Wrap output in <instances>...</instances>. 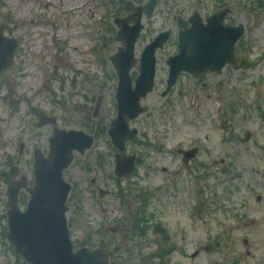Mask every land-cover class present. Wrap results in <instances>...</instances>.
<instances>
[{
  "label": "rangeland",
  "instance_id": "374dc122",
  "mask_svg": "<svg viewBox=\"0 0 264 264\" xmlns=\"http://www.w3.org/2000/svg\"><path fill=\"white\" fill-rule=\"evenodd\" d=\"M122 1L0 0V26L18 43L0 78V264H26L4 238L6 173L14 167L13 180L31 183L32 152L45 154L51 136V127H35L40 115L94 139L64 172L73 186L66 218L74 246L107 245L115 230L109 219L121 207L134 211L137 199L129 195L148 190L154 225L167 234L149 235L146 250H127L121 240L119 249L108 245L110 264H264V0H157L135 57L159 32L172 35L156 54L155 86L141 100L146 112L129 122L137 136L123 154L139 163L127 179L114 176L116 150L106 134L117 82L108 58L119 45L110 27L126 15ZM223 6L231 9L224 23L244 27L235 49L244 65L182 74L161 97L166 59L177 53L176 17ZM194 148L195 158L181 164L177 150Z\"/></svg>",
  "mask_w": 264,
  "mask_h": 264
},
{
  "label": "water",
  "instance_id": "95a60500",
  "mask_svg": "<svg viewBox=\"0 0 264 264\" xmlns=\"http://www.w3.org/2000/svg\"><path fill=\"white\" fill-rule=\"evenodd\" d=\"M155 0L138 8L133 16L124 20H115L119 27L116 40L121 43L117 51L109 60L117 77L116 107L117 116L110 125L108 135L113 145L122 151L126 141H130L137 134L136 129H128V121L136 119L146 111L141 108L139 101L143 99L154 86L155 50L161 49L168 33L159 34L147 45L140 56L139 75L131 84L129 71L134 59L135 43L139 37L142 25L141 12L151 15ZM129 5V4H126ZM227 10L213 14L206 18L203 26L197 13L188 19L191 25L185 28V23L178 20V49L179 53L167 60L169 75L166 80V95L174 85L181 72L190 75H201L205 72L218 73L228 63L238 65L234 59L233 47L243 34L242 26L228 28L222 26V20ZM132 21V26L127 23ZM0 27V73L12 63L16 43L2 36ZM46 118H40L38 126L45 124ZM53 123V121H51ZM92 137L81 131L54 130L49 140V154L44 158L35 151L33 164V187L26 191L29 200L24 212L17 207L19 190L25 186L24 182H10L7 187V232L6 240L14 248V252L21 256L28 264H108V254L104 250L88 251L81 248L73 251L69 239L65 205L70 186L63 178V170L72 160V152L80 154L92 144ZM195 150L183 152L185 163L193 157ZM126 163V165H124ZM134 157H120L116 155L115 173L118 176H128L133 170ZM125 167V168H124ZM124 168V169H123Z\"/></svg>",
  "mask_w": 264,
  "mask_h": 264
},
{
  "label": "flooded vegetation",
  "instance_id": "af4514ba",
  "mask_svg": "<svg viewBox=\"0 0 264 264\" xmlns=\"http://www.w3.org/2000/svg\"><path fill=\"white\" fill-rule=\"evenodd\" d=\"M137 162V159H136ZM164 171V170H163ZM105 192H99L98 195L102 196ZM123 195V193H119ZM132 197L133 201L137 199L136 208L134 211L126 212L124 207H121L119 210L120 215L113 216L109 219L111 224L114 223L115 230L113 234H110L111 238L108 239L109 243L104 244V242H99L98 245L109 250V253L113 255V251L108 247V245L116 246L117 249L120 248L119 243H123V246L127 247V250L135 251V250H146L149 246L148 236L153 233L164 234L166 235L162 229L159 227H155L154 225V206L150 201L151 194L150 192H138L136 197ZM124 197V198H123ZM121 197V199H117L122 206V204H126V196ZM123 198V199H122ZM91 219V218H90ZM118 224V225H115ZM102 229V224L98 226ZM101 231V230H100ZM113 237V238H112ZM167 243V239H159L158 244ZM119 246V247H118ZM132 246V247H131Z\"/></svg>",
  "mask_w": 264,
  "mask_h": 264
}]
</instances>
